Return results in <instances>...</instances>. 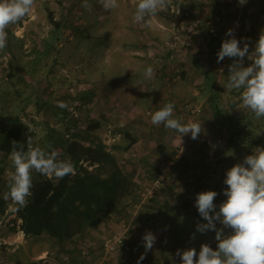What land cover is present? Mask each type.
<instances>
[{"label":"rangeland","instance_id":"obj_1","mask_svg":"<svg viewBox=\"0 0 264 264\" xmlns=\"http://www.w3.org/2000/svg\"><path fill=\"white\" fill-rule=\"evenodd\" d=\"M82 2L34 0L29 14L6 29L7 46L0 50V120L22 118L32 146L46 151L51 129L73 140L66 126L67 121L76 123L105 142L136 184L124 199L125 212L69 243L70 251L58 248L46 235L8 233L16 216L12 201L0 214V264H137L147 231L157 237L144 256L147 263L173 264L168 260H180L177 249L195 247L199 252L212 236V231L196 232L197 222H204L195 206L196 194L215 190L218 204L225 197L226 170L256 146L264 147V118L256 120L250 111L251 121L240 124L239 138L228 144L229 122L222 125L221 115L209 104L214 91L224 108L232 96L227 87L232 60L217 62L226 32L233 29L241 47L247 40L251 51L264 35V0H245L243 5L239 0H170L165 10L147 18L149 26L133 20L139 0H118L119 6L110 11L98 0H89L92 9L87 11ZM249 63L245 58V66ZM149 66L154 70L151 78L145 76ZM60 101L71 111L58 107ZM169 102L183 123L202 121L197 139L151 123V114ZM92 122L99 127L84 131ZM126 131L138 141L129 150L115 148L130 143ZM91 137L84 143L90 144ZM158 142L175 155L159 157ZM5 164L4 190L13 171ZM158 179L162 183L146 197L144 191ZM158 195L174 209L164 210ZM122 233L124 244L105 256V239Z\"/></svg>","mask_w":264,"mask_h":264},{"label":"clouds","instance_id":"obj_2","mask_svg":"<svg viewBox=\"0 0 264 264\" xmlns=\"http://www.w3.org/2000/svg\"><path fill=\"white\" fill-rule=\"evenodd\" d=\"M170 0H139L133 16L134 22L147 24V18L165 10ZM106 11L117 8L118 0H98ZM243 5L245 0H239ZM34 0H0V50L7 46L9 26L19 23L32 9ZM81 7L91 11L89 0H83ZM225 57L232 60L228 65L227 87L240 90L242 106L254 114L256 120L264 118V35H260L250 51L249 42L237 39L234 30L228 29L217 53V62ZM245 58L251 63L245 66ZM153 68L147 67L145 76L151 78ZM62 109L71 108L66 102H58ZM174 104L169 102L151 114V123L163 125L166 130H173L184 136L190 134L197 139L202 132V121L183 123L174 116ZM55 151H46L33 147L27 142H12L9 159L13 171L8 176V192L5 199H11L19 207L28 204L32 195V172L35 171L56 182L65 176L76 175L74 165L68 160L59 158ZM223 189L226 197L219 207L215 203L218 192L204 190L196 194L195 206L204 222H197L196 232L215 233L216 247L202 243L197 252L195 247L177 249L175 255L180 258L179 264H264V147L256 146L251 153L226 170ZM219 223V227L218 224ZM225 229L231 231L225 232ZM156 235L147 231L142 236L144 254L152 250ZM191 239H195V233Z\"/></svg>","mask_w":264,"mask_h":264},{"label":"trees","instance_id":"obj_3","mask_svg":"<svg viewBox=\"0 0 264 264\" xmlns=\"http://www.w3.org/2000/svg\"><path fill=\"white\" fill-rule=\"evenodd\" d=\"M208 56L211 60L216 58L211 52ZM206 81L213 84L212 80ZM219 99L220 94L214 91L209 96V104L214 114L221 115L222 125L226 124V120L229 122L227 129L230 130L228 136V144H230L239 138H236V135L243 129L239 125L251 121L248 120L250 110L248 109L245 114V108L238 109L241 103L240 90H232V96L227 103L229 106L226 108L220 104ZM71 123L67 121L66 130L74 139L67 140L58 130L51 129L46 134V148L48 151L57 150L60 159L70 161L76 169V175L65 176L56 182L33 171L32 195L28 198L27 206L19 207L16 204V216L8 230L10 234L21 231L26 237L46 235L58 248L65 251L72 249L69 243L72 244L79 236L85 235L91 229H98L112 220L115 215H122L125 212L124 199L132 195L136 184L134 176L127 172L116 154L99 136L90 135L91 143L85 144L84 140L90 137L89 134L81 131L78 124ZM88 127L84 131L99 127V124L92 122ZM125 135L130 138V143L115 144V148L129 150L138 141L137 137L128 131ZM30 139L29 127L22 118L0 120V161L4 162L0 165V214L12 204L11 199L4 198L9 189L6 184L4 190L2 174L5 162L12 165L9 159L12 142L23 144L27 150V142ZM156 151L159 157L164 159L175 155V151H170L163 142L157 143ZM158 197L163 199L164 210L174 209L168 200L161 195ZM225 199L226 197L218 199L217 208ZM229 231L231 230L225 229L226 233ZM146 260L147 258L143 261ZM18 264L22 262L18 261Z\"/></svg>","mask_w":264,"mask_h":264},{"label":"built area","instance_id":"obj_4","mask_svg":"<svg viewBox=\"0 0 264 264\" xmlns=\"http://www.w3.org/2000/svg\"><path fill=\"white\" fill-rule=\"evenodd\" d=\"M194 113H196V111L193 110V114ZM161 183L162 182H161L160 179L156 180L153 183V186H151L153 189L152 188L146 189L144 191V195L147 197L150 194H152L153 191H154V189H157V187L160 186ZM125 238H126L125 233H122V234H114L112 236L107 237L105 239V241H104L105 256L106 255H109V254H112L117 248H119L120 246H122L124 244ZM126 263L128 264L130 262H128V260H127Z\"/></svg>","mask_w":264,"mask_h":264},{"label":"crops","instance_id":"obj_5","mask_svg":"<svg viewBox=\"0 0 264 264\" xmlns=\"http://www.w3.org/2000/svg\"><path fill=\"white\" fill-rule=\"evenodd\" d=\"M210 235V234H209ZM215 235L212 232V236L210 235V240H208L206 243H208L211 247L215 248L216 247V241L214 239ZM169 262H172L173 264H177L179 262V260H168ZM144 264H165V260H155L152 262H148L147 261ZM171 264V263H169Z\"/></svg>","mask_w":264,"mask_h":264}]
</instances>
